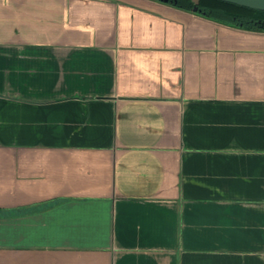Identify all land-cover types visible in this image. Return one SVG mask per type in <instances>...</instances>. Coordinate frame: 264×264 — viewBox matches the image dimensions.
Returning a JSON list of instances; mask_svg holds the SVG:
<instances>
[{
    "label": "crops",
    "instance_id": "0c3cea01",
    "mask_svg": "<svg viewBox=\"0 0 264 264\" xmlns=\"http://www.w3.org/2000/svg\"><path fill=\"white\" fill-rule=\"evenodd\" d=\"M0 264H264V31L0 0Z\"/></svg>",
    "mask_w": 264,
    "mask_h": 264
},
{
    "label": "trees",
    "instance_id": "16d2710c",
    "mask_svg": "<svg viewBox=\"0 0 264 264\" xmlns=\"http://www.w3.org/2000/svg\"><path fill=\"white\" fill-rule=\"evenodd\" d=\"M215 21L239 28L264 31V10L223 0H160Z\"/></svg>",
    "mask_w": 264,
    "mask_h": 264
},
{
    "label": "water",
    "instance_id": "95a60500",
    "mask_svg": "<svg viewBox=\"0 0 264 264\" xmlns=\"http://www.w3.org/2000/svg\"><path fill=\"white\" fill-rule=\"evenodd\" d=\"M254 9L264 10V0H223Z\"/></svg>",
    "mask_w": 264,
    "mask_h": 264
}]
</instances>
